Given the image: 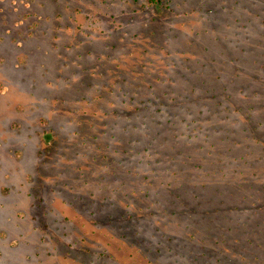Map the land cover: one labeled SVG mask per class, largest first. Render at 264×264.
I'll list each match as a JSON object with an SVG mask.
<instances>
[{
	"label": "rangeland",
	"instance_id": "rangeland-1",
	"mask_svg": "<svg viewBox=\"0 0 264 264\" xmlns=\"http://www.w3.org/2000/svg\"><path fill=\"white\" fill-rule=\"evenodd\" d=\"M159 1L0 0V264H264V0Z\"/></svg>",
	"mask_w": 264,
	"mask_h": 264
},
{
	"label": "trees",
	"instance_id": "trees-1",
	"mask_svg": "<svg viewBox=\"0 0 264 264\" xmlns=\"http://www.w3.org/2000/svg\"><path fill=\"white\" fill-rule=\"evenodd\" d=\"M152 3H154L156 6L160 4L159 0H151ZM173 125V124H172ZM177 136V135H176Z\"/></svg>",
	"mask_w": 264,
	"mask_h": 264
}]
</instances>
